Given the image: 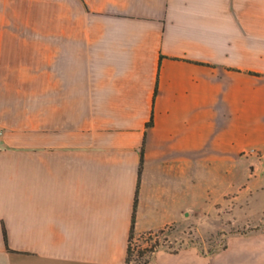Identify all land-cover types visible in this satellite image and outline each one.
Wrapping results in <instances>:
<instances>
[{
	"label": "crops",
	"instance_id": "1",
	"mask_svg": "<svg viewBox=\"0 0 264 264\" xmlns=\"http://www.w3.org/2000/svg\"><path fill=\"white\" fill-rule=\"evenodd\" d=\"M0 128V264H126L136 192L139 234L264 187V0H0ZM151 263L264 264V227Z\"/></svg>",
	"mask_w": 264,
	"mask_h": 264
},
{
	"label": "rangeland",
	"instance_id": "2",
	"mask_svg": "<svg viewBox=\"0 0 264 264\" xmlns=\"http://www.w3.org/2000/svg\"><path fill=\"white\" fill-rule=\"evenodd\" d=\"M251 152V151H249ZM254 156L247 154L245 161V176L253 173V163L258 165L261 153L256 150ZM259 179L262 181L264 170L260 169ZM224 207L217 210H206L199 214L191 224L187 226L167 229L159 238L167 248L174 247H197L202 252H212L225 245L228 235L248 234L264 227V187L262 183L252 184L243 191H231ZM153 239L135 235L131 249V259L129 264H152L151 254L146 252L139 255L140 250L149 247Z\"/></svg>",
	"mask_w": 264,
	"mask_h": 264
},
{
	"label": "trees",
	"instance_id": "3",
	"mask_svg": "<svg viewBox=\"0 0 264 264\" xmlns=\"http://www.w3.org/2000/svg\"><path fill=\"white\" fill-rule=\"evenodd\" d=\"M156 92V89H155ZM152 123V115L148 121V125H150ZM142 163H143V157H141L140 159V164H139V178H140V173H141V169H142ZM136 204H137V192L135 195V199H134V212L132 214V219H131V224H130V231H129V239H128V244H127V249H126V264H129V261L131 259V254H132V249H131V245L133 242V239L135 238V230H134V218H135V210H136ZM174 225L172 224H168L165 225L163 227H160L158 229H151V230H147L144 232L140 233V236L142 237H146L149 239H153L154 241L151 243V245L149 247H145L142 250H140L139 255H144L146 252H150V254H152L155 250H157L158 248L165 246V244L161 243L160 240V236L169 228H173ZM173 252H177L180 247H174V248H170Z\"/></svg>",
	"mask_w": 264,
	"mask_h": 264
},
{
	"label": "built area",
	"instance_id": "4",
	"mask_svg": "<svg viewBox=\"0 0 264 264\" xmlns=\"http://www.w3.org/2000/svg\"><path fill=\"white\" fill-rule=\"evenodd\" d=\"M2 133V129L0 128V134Z\"/></svg>",
	"mask_w": 264,
	"mask_h": 264
}]
</instances>
